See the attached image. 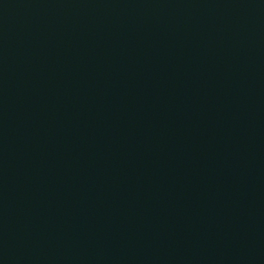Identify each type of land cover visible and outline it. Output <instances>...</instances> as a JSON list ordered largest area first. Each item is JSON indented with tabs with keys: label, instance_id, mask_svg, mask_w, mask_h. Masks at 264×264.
Masks as SVG:
<instances>
[{
	"label": "water",
	"instance_id": "95a60500",
	"mask_svg": "<svg viewBox=\"0 0 264 264\" xmlns=\"http://www.w3.org/2000/svg\"><path fill=\"white\" fill-rule=\"evenodd\" d=\"M0 264H264V0H0Z\"/></svg>",
	"mask_w": 264,
	"mask_h": 264
}]
</instances>
